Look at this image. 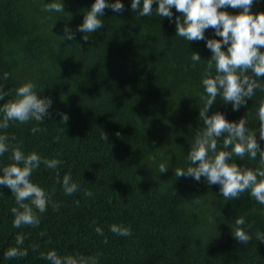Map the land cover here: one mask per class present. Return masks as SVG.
<instances>
[{
	"label": "trees",
	"instance_id": "trees-1",
	"mask_svg": "<svg viewBox=\"0 0 264 264\" xmlns=\"http://www.w3.org/2000/svg\"><path fill=\"white\" fill-rule=\"evenodd\" d=\"M47 2L0 0L5 101L27 81L52 100L50 117L13 120L0 129L9 137L0 166L13 163V147L61 161L55 169L41 163L30 177L50 199L45 212L33 208L37 225L12 226L11 208L18 205L7 186H0V264H51L41 255L49 250L61 257L95 258L96 264H264V241L256 240V232H264V205L248 190L225 200L219 186L203 177L196 182L175 176L177 168L189 166L187 153L203 128L201 79L211 54L204 41L176 36L174 22L158 16L155 3L151 15L140 16L130 0H122L123 11L104 9L102 26L82 33L75 29L93 0H63L59 13L45 11ZM251 11H264V0H255ZM172 12L173 20L180 15ZM65 26L75 32L71 41L63 40ZM205 35L211 37L213 30ZM193 50L200 62L191 61ZM211 71L214 75V66ZM245 74L252 76L250 70ZM261 100L264 91L256 89L233 111L218 96L210 111L233 121L246 113L247 127L254 130ZM61 113L68 115L66 122ZM259 143L264 148V141ZM235 162L260 167L259 156ZM160 163L167 167L164 173ZM65 174L78 184L70 195L60 183ZM239 216L251 236L244 244L231 235ZM111 224L129 227L131 235L111 232ZM17 235L24 237L18 247L27 255L5 258L8 248L17 247Z\"/></svg>",
	"mask_w": 264,
	"mask_h": 264
},
{
	"label": "clouds",
	"instance_id": "clouds-1",
	"mask_svg": "<svg viewBox=\"0 0 264 264\" xmlns=\"http://www.w3.org/2000/svg\"><path fill=\"white\" fill-rule=\"evenodd\" d=\"M255 0H130V9L140 16H148L153 12L168 18L169 23L175 24V35L183 37L187 42L204 41V46L210 50L206 59L205 72L201 79L205 95L200 99L203 107L199 109V118L203 128L196 133L190 150L187 153L189 166L177 168L176 177L191 178L196 182L203 181L208 185L219 186V193L225 200L238 198L240 193L248 190L249 195L257 203L264 205V148L259 141H264V100H261L256 110L259 126L256 129L247 127L246 113L238 120H229L221 111H210L217 97H221L223 104H231L233 111L244 106L254 94V90L264 91V11H251ZM121 12L124 9L122 0H93L90 7L83 13V20L76 26L75 31L92 33L102 26L104 9ZM180 15L173 20L172 9ZM239 10L236 13L227 9ZM45 11L64 12L63 0H50L45 4ZM211 28L213 35L208 37L205 30ZM63 40H73L75 32L65 26ZM219 37V39H217ZM86 41L88 37L83 36ZM191 61L200 62L202 59L198 51H191ZM215 74H212V68ZM250 70L252 76L245 73ZM7 74H4V78ZM5 92L0 91V129H7L10 121L20 123L29 120L37 122L49 116L52 104L50 97L41 96L36 91L32 81L22 83L16 87L12 99L5 101ZM61 120L66 122L68 115L61 113ZM39 129L33 127L32 131ZM259 133V139L257 138ZM116 135H119L117 132ZM222 137V139H220ZM102 141L107 139L104 132L100 136ZM14 139V138H13ZM9 137L0 133V156L9 151ZM222 142L221 149L217 148V141ZM230 149V150H229ZM11 160L13 163L0 166V186H7L18 207H12V226L37 225L38 212L43 213L50 199L44 188L34 183L30 177L33 171L43 163L47 168L55 169L61 161L42 159L36 152L25 154L19 147H13ZM260 158V167L252 168L245 164L238 165L235 160ZM160 173L167 171L164 163L158 165ZM64 193L70 195L78 188L69 174L60 180ZM27 201V202H26ZM233 238L240 244L247 243L251 236L246 231L247 225L243 216L234 220ZM109 230L120 236L131 235V229L122 224H111ZM95 231L102 235L98 226ZM256 240L264 241V232H256ZM24 242L22 235H17V247H10L4 252L5 258L23 257L27 255L25 249L19 248ZM43 259L51 264H96L95 258L61 257L55 250L41 254Z\"/></svg>",
	"mask_w": 264,
	"mask_h": 264
}]
</instances>
